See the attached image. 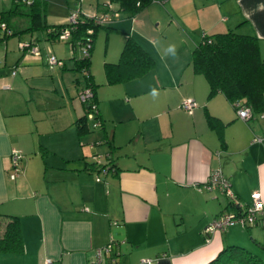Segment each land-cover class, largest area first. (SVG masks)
I'll return each instance as SVG.
<instances>
[{
  "label": "crops",
  "instance_id": "obj_1",
  "mask_svg": "<svg viewBox=\"0 0 264 264\" xmlns=\"http://www.w3.org/2000/svg\"><path fill=\"white\" fill-rule=\"evenodd\" d=\"M102 3L70 0L63 16L45 25H64L76 7L89 17L101 14ZM157 4L173 13L174 24L157 12ZM20 7L14 0L8 6L0 0V24L12 33L0 41V235L16 217L22 239V251L0 252V264H42L46 259L89 264L95 251L112 240L120 244L121 264H209L233 247L230 236L239 226L208 238L203 230L223 213L242 212L253 193L264 199V112L250 110L244 121L222 94L209 98L206 79L193 72L191 54L201 37L233 31L255 37L264 59V0H168L134 17L119 14L107 27L104 65L117 64L131 38L156 66L139 78L109 85L103 66V76L94 71L93 46L87 76L102 121L95 132L94 121L77 123L86 117V106L73 98L87 87L83 72L76 70L83 59L80 47L72 48V38L55 40L47 29L25 32L39 27H29ZM16 18L25 23L17 27L11 23ZM185 29L202 31L200 40L186 39ZM14 35L18 43L36 45L40 56L9 51ZM170 37L176 39V57L167 51ZM50 52L64 64L49 66ZM42 73L52 75L50 83L32 81ZM32 89L56 92L62 106L55 115L45 117ZM185 99L197 104L192 114L180 107ZM207 116L216 119L214 127ZM12 150L22 155L15 180L10 178ZM94 156L108 164L107 174L100 173ZM217 169L240 206L205 189L208 175Z\"/></svg>",
  "mask_w": 264,
  "mask_h": 264
},
{
  "label": "trees",
  "instance_id": "obj_2",
  "mask_svg": "<svg viewBox=\"0 0 264 264\" xmlns=\"http://www.w3.org/2000/svg\"><path fill=\"white\" fill-rule=\"evenodd\" d=\"M165 1L168 0H103L101 5L103 13L111 11L134 17L151 5ZM42 7L41 3L34 0L33 5L28 9L27 16L34 22L35 18L40 16ZM64 26L44 25L42 28L59 30ZM91 27V24L84 22L73 29L72 48L84 41L86 32ZM100 27L111 31L107 26H94L92 27V39ZM33 29L35 28L31 27L25 32ZM154 65V60L133 39L128 38L118 63L104 65L107 84L116 85L139 78L151 71ZM191 66L195 74L206 79L209 85V98L220 93L232 105L239 103L249 108L251 112H264V59L261 58L259 43L255 37L242 36L233 31L203 36L191 54ZM89 67L90 57L76 64V70L80 72L84 70L88 72ZM85 79L86 85L95 91L91 76H86ZM85 118L79 119L77 123H83ZM207 121L209 126L214 127L216 119L207 116ZM78 129L82 132L85 126H79ZM21 251L19 219L13 217L6 225L4 233L0 235V252L19 253ZM231 263L264 264L255 257L249 256L246 250L238 247H227L209 264Z\"/></svg>",
  "mask_w": 264,
  "mask_h": 264
},
{
  "label": "built area",
  "instance_id": "obj_3",
  "mask_svg": "<svg viewBox=\"0 0 264 264\" xmlns=\"http://www.w3.org/2000/svg\"><path fill=\"white\" fill-rule=\"evenodd\" d=\"M16 4L24 6L26 8H30L34 0H14ZM80 3L81 0H78ZM109 8H111L108 5ZM119 14L113 12H104L94 16H86L82 10L78 7L69 12L68 18L65 22V26L59 30L54 28H48L47 34L51 35L55 40L59 42H69L72 38V31L78 25L85 23L91 24L94 26H106L110 24L114 18H116ZM89 28L86 32V37L82 43H78V47H80L83 59H88L90 57V53L92 50V34L93 28ZM11 31L8 29L7 25L4 23L0 24V41L4 40L6 37L11 36ZM18 49L21 52H26L29 55L39 57L40 51L36 45H33L29 42H19ZM47 62L49 66L53 67L55 65H62L60 61H58L54 56H49L47 58ZM83 73L87 76V71L84 70ZM15 73H13L14 75ZM80 101L86 106V119L88 121H94L93 128H101L102 121L99 117V111L97 104L94 101V90L92 87L87 86L83 89L78 95ZM181 109L187 114H192L194 110L197 108V104L190 100L185 99L181 102ZM234 108L236 109V113L239 119L248 120L251 117L250 109L244 106H241L239 103L234 104ZM257 141V139H256ZM22 160V155L16 151L12 150L11 153V164L13 168V173L10 178L15 180L20 175V161ZM94 162L98 165L100 173L107 174L110 169L108 164H103L101 157L94 156ZM97 182H101L102 179L100 177L96 178ZM205 189L207 191H219L223 194L232 205L240 206L238 203L237 197L234 194L231 184L229 180L223 175L222 171L217 169L212 171L206 181H205ZM113 225H116L114 222ZM239 226L243 229H250L259 227L264 229V199H262L260 193H253L251 196V204L246 206V208L242 212H238L235 214L223 213L219 215L216 219H214L209 225H207L203 233L205 236L210 237L216 232H224L231 226ZM119 242L110 241L104 247L97 249L95 251V257L92 262L89 264H121L117 256ZM145 263H149V261H145ZM42 264H53L51 259H46Z\"/></svg>",
  "mask_w": 264,
  "mask_h": 264
},
{
  "label": "rangeland",
  "instance_id": "obj_4",
  "mask_svg": "<svg viewBox=\"0 0 264 264\" xmlns=\"http://www.w3.org/2000/svg\"><path fill=\"white\" fill-rule=\"evenodd\" d=\"M1 1L7 3V6H8L9 0H1ZM69 2H70V0L39 1V3H41V5L43 6L41 9L42 10L41 14L39 17L35 18L34 22L30 18H28L29 19V27L31 25L39 27L37 29H33L32 31L37 33V34H40L41 28L45 24H48V23L50 24L52 22V20H59V18L63 16V11L67 8V6L69 5ZM157 5L159 6V9H160L159 11L157 10V12H159V14L163 15V19L167 18L169 20L168 21L169 25L174 24L173 22H176V19H175L173 13L168 10L167 6H165V7L163 6L160 8V5L159 4H157ZM157 5H156V7H158ZM76 8H78V7H76ZM76 8H74V9H76ZM20 10L24 11L25 13L28 12V9H26L25 7H20ZM68 15H69V13H68ZM11 17H9V19ZM17 17H22V16H17ZM32 22H33V24H32ZM11 23L15 24L17 27L18 26L20 27L19 23H25V21L19 20L18 18H16V19H12ZM112 23L113 22H111L110 24H108L106 26L111 27ZM156 24H157V21L154 23V25H156ZM193 24H194V26H196L194 21H193ZM183 29H184V27H183ZM188 31H189V29H185L184 35L186 34V39H188V36H189V38L198 36V41L200 40L199 37H201L202 31H198V30H194L191 32L190 31L188 32ZM96 35H95L96 37L93 38V44L94 45H92V46L97 45V52L95 49H93V52L95 50V58L93 59L94 66H95L94 71H96V69H97V72H99V76L101 77V76H103L102 66L104 67V62H106V60H108V59H105L106 58L105 52H106V49L108 46L107 29H105L104 27L98 28ZM172 39L173 38L170 37V39L165 44L175 45L176 39L174 41H170ZM201 39H202V37H201ZM9 40L11 41V43L9 45V51L12 48H14L16 51H20L17 48L18 37L16 35H14V37H11ZM126 41H127V38H126ZM126 41H125V43H126ZM20 42H23V41H20ZM187 42H189V40H187ZM123 48H124V46H123ZM91 53H92V51H91ZM80 54H82V53L80 52ZM49 55L54 56L57 60H59L62 64H64V62L62 60L58 59L51 52L49 53ZM119 59H120V56L118 57V59H115L116 60L115 62H118ZM154 61H155V66H156V60H154ZM7 62L9 63L7 65L9 68L13 66V63H12L13 61L11 58H9L7 60ZM57 68L58 67H56L54 69H57ZM13 73H15V71ZM80 75L82 77V81L85 82L86 81V79H85L86 75L84 73H80ZM41 76H42V78H34L32 81L43 84V85L50 83L51 76H52L51 74L49 75L48 73H46V74L42 73ZM62 87L63 88L61 91H64L68 95L67 91L64 88L63 83H62ZM32 91H34V102H36V97H37V99L42 101L39 106L44 108L42 113L45 114L46 118H48L52 115H55L56 114L55 111H57L61 108V106H62L61 102L62 101L58 97H56V92H53V93H48L46 91L40 92L39 90H34V89H32ZM67 95H66V97H67ZM73 98H74V100L80 102V99L77 97V95L76 96L74 95ZM80 104H81V102H80ZM34 106L35 105L32 104V106H31L32 109L35 108ZM89 125L90 124L88 122V126ZM90 130H92V129H90ZM98 130H100V129H98ZM95 131H97V129L94 130V132ZM230 237L234 240L233 243H230V244H232L233 247L242 248V249L246 250V252L248 253L249 256L255 257L257 260L264 262V229H261L259 227L250 228V229H242L241 227H239V228L236 227L233 230V233ZM235 254L236 253H234V255Z\"/></svg>",
  "mask_w": 264,
  "mask_h": 264
},
{
  "label": "clouds",
  "instance_id": "obj_5",
  "mask_svg": "<svg viewBox=\"0 0 264 264\" xmlns=\"http://www.w3.org/2000/svg\"><path fill=\"white\" fill-rule=\"evenodd\" d=\"M168 53H170L173 57H176L177 50L175 45H169L167 48ZM153 95H155V92H153Z\"/></svg>",
  "mask_w": 264,
  "mask_h": 264
}]
</instances>
